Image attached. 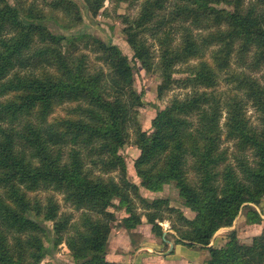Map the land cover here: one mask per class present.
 <instances>
[{
  "label": "trees",
  "instance_id": "trees-1",
  "mask_svg": "<svg viewBox=\"0 0 264 264\" xmlns=\"http://www.w3.org/2000/svg\"><path fill=\"white\" fill-rule=\"evenodd\" d=\"M84 1L96 17L106 0ZM54 12L67 17L66 27L83 21L74 0H44V6L0 0V264H41L51 254L39 219L52 223L53 252L66 244L74 264H122L107 258L114 206L124 207L127 229L145 216L162 234L156 220H170L174 232L166 238L206 249V264H264V234L251 243L210 246L243 207L249 223L263 220L251 204L264 198V83L242 69L227 76L229 92L217 87L220 72L234 62L251 71L264 65V0H145L139 15L126 22L134 60L162 76L159 96L175 86L190 90L160 111L152 133L138 119L144 94L135 87L133 61L93 34L52 31L46 22ZM147 32L159 44L158 60ZM89 47L104 66H92ZM63 104L71 105L69 116H52ZM132 127L140 185L130 180L120 153ZM224 138L235 141L236 164L222 148ZM171 183L193 218L168 197L150 199L140 191H162ZM40 189L63 192L81 211L79 220L61 212L54 196L32 195Z\"/></svg>",
  "mask_w": 264,
  "mask_h": 264
},
{
  "label": "rangeland",
  "instance_id": "rangeland-1",
  "mask_svg": "<svg viewBox=\"0 0 264 264\" xmlns=\"http://www.w3.org/2000/svg\"><path fill=\"white\" fill-rule=\"evenodd\" d=\"M12 3H15V0H10ZM78 3L81 13L83 15V21L80 22L77 26L72 28L66 27L68 19L61 12H54L53 19L49 22L47 21L49 27L52 31L56 33H62L67 36L78 35L82 33L93 34L101 38L105 42H112L117 44L122 51L128 56V58L133 61L135 64V87L139 92H143V106L139 108L138 119L141 123L142 129L149 131L152 133L154 131L155 126L162 120L160 116V111L164 109L170 102V100L174 97H184L189 89L180 88L178 86L173 87L172 89L167 90L163 96H159L158 86L162 82V76L158 71L147 72L144 68H142L141 63L139 61L134 60V52L130 47L127 41V35L124 29L127 27V21L136 18L145 2V0H128L119 3H115L112 0H106L104 7L100 10L98 16L94 17L89 12L87 5L84 0H74ZM27 2H31V0H27ZM39 4L44 6V0H38ZM169 7H167V10ZM48 10V8H46ZM50 12V11H49ZM127 17V18H126ZM182 22L175 23V26L180 28ZM189 25V23H185ZM194 28V26H193ZM195 32H199L198 29H194ZM181 32H177V37L179 38ZM147 42L150 44L151 49L155 53L156 60H158L159 54V44L153 37L152 33L147 32L144 34ZM178 41V39H177ZM214 47V46H213ZM211 50H208L206 55L204 56L206 59L211 60L210 53ZM85 52L89 54L92 66H104L103 62L98 61L97 53L91 50V47L85 49ZM198 60H192L191 63H197ZM185 67L184 65L178 66V68ZM246 70L251 72L254 76L261 79L264 83V65L261 66L258 70L251 71L247 66L241 67L238 63L234 62L230 70L220 72L219 76V85L217 87L218 92H229L233 85L229 84L227 81V76L234 71ZM181 74L177 75L180 76ZM225 96V94L223 95ZM4 98V97H3ZM1 98V100H3ZM70 104L58 105L55 109V113L52 116H69V107ZM248 115L251 117V120L254 125H261V120L259 114L255 111L252 106L248 108ZM225 120V115L222 118L221 125ZM222 148L228 150L229 161L232 164H236V156L239 154L238 148L235 144L234 140L224 138L222 143ZM120 153L124 156L127 163L128 176L131 181L140 185V178L137 176L136 169L134 167V161L140 155V149L136 144V132L132 127L129 130V137L127 138L126 144L120 150ZM250 155V152H245ZM112 175L117 176V172L111 173ZM190 177L194 178L193 173H190ZM140 191L143 196L153 199L157 197H168L170 199V203L173 206H176L185 213V215L189 218H193L195 216V212L186 207L183 204V199L180 197L178 189L174 185V183L166 184L162 191L153 192L142 186H140ZM32 195H38L40 198H46L47 196H54L57 202L61 207V212H73L74 220H79L81 211H77L74 207H72L66 200L63 192L55 191L52 189H40L37 192H34ZM116 204H119V201H115ZM255 207V209L259 212L262 217L261 223H249L247 221V210L248 207H243L237 216L234 224L230 227L221 228L212 239L210 246L214 247H222L227 244L230 246H234L236 242L241 243H251L253 238L257 235L264 234V198L261 203L251 204ZM109 210L114 211L117 216V221L113 223V229L110 236V250L114 254L118 253L116 257H123V261L126 264H133L129 259H131L132 255L135 254L136 250L140 253L142 247H147L151 245L152 242L158 243L159 248L157 250H148L154 253L157 257H159L162 261L160 264H173L174 262H170L167 255L172 247V254L178 253L176 251V245L174 243V239L170 237V239L166 238L168 232H174L172 230V222L170 220H159L156 222L160 223L163 229V233L160 234L157 231L153 230V225L148 222L145 216L142 217L143 222L138 225L136 228L127 229L122 225L121 219L127 215L124 207H111ZM138 212L141 213V207H138ZM39 221L46 227L47 229V238L46 245L47 249L51 254L47 256L41 264H70L71 260L74 258L71 255V252L66 244H61L58 249L53 252V241L54 232L52 228L51 222H46L43 219H39ZM178 224V223H177ZM167 239L165 242L163 240ZM181 245V244H180ZM176 248V249H175ZM184 250L189 255H195L194 257L188 258L185 264H206V260L209 257L208 251L206 249H202V247H194L189 248L185 247ZM157 251L158 253H155ZM145 252V251H142ZM178 264V263H177Z\"/></svg>",
  "mask_w": 264,
  "mask_h": 264
},
{
  "label": "crops",
  "instance_id": "crops-1",
  "mask_svg": "<svg viewBox=\"0 0 264 264\" xmlns=\"http://www.w3.org/2000/svg\"><path fill=\"white\" fill-rule=\"evenodd\" d=\"M110 246V239L108 242V249H107V258L111 261H117L120 262L122 264H126V262L123 261V257H116L118 255V253H114L110 250L109 248ZM172 246V245H171ZM170 246L171 250L169 251V254L167 255V257L169 258V260H171L170 262H174L173 264H185L187 260H190L191 257L195 258V255H189L186 253V251L184 250L185 245H176V251L178 253H174L172 254V247ZM159 248V244L158 243H154L152 242L151 245L147 246V247H142V249L140 250V253L138 252V250H136L135 254L132 255L131 259H129L133 264H160L159 262L162 261L159 257H157L154 253H152L151 251H147L145 249L148 250H157ZM145 251V252H142ZM155 253H158L157 251H154ZM190 258V259H188ZM70 264H73V260H71Z\"/></svg>",
  "mask_w": 264,
  "mask_h": 264
}]
</instances>
